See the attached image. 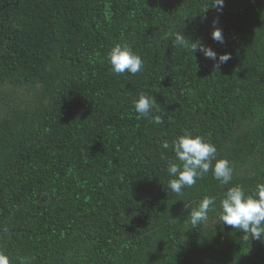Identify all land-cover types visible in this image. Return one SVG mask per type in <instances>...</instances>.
<instances>
[{
    "label": "trees",
    "instance_id": "16d2710c",
    "mask_svg": "<svg viewBox=\"0 0 264 264\" xmlns=\"http://www.w3.org/2000/svg\"><path fill=\"white\" fill-rule=\"evenodd\" d=\"M225 43L212 40L213 21ZM177 34L185 45L174 46ZM191 41L231 59L216 67ZM117 43L143 60L115 74ZM156 100L137 118L140 94ZM202 136L210 170L170 192L171 142ZM215 161H213V164ZM264 183V0H0V254L9 264H264V238L219 219L229 187ZM205 196L216 211L197 226Z\"/></svg>",
    "mask_w": 264,
    "mask_h": 264
},
{
    "label": "clouds",
    "instance_id": "9594fccd",
    "mask_svg": "<svg viewBox=\"0 0 264 264\" xmlns=\"http://www.w3.org/2000/svg\"><path fill=\"white\" fill-rule=\"evenodd\" d=\"M225 0H212V7L222 13ZM218 20L213 21L212 40L217 43H225L223 30L218 27ZM174 46L188 47L185 45L184 34H177L174 38ZM191 51L200 52L206 59L216 62V67L231 59L230 53L219 54L203 41H191ZM107 60L115 74L130 73L132 75L141 71L142 58L133 49L124 43L115 44L107 53ZM137 118H149L155 107L156 100L140 94L133 102ZM154 124H162L163 119L159 115L151 116ZM163 149L173 151L175 161H168L167 172L170 177L167 187L170 192L182 194L185 187L193 186L198 179L206 175L210 170L221 185H228L233 179V167L227 158H217V148L214 144L206 141L202 136L185 132L171 144L164 140ZM213 161L215 163L213 164ZM214 197L205 196L198 207L190 212V223L194 227L208 219L209 211H216ZM219 219L224 225L231 226L237 231L244 233L245 239L264 238V183H258L251 194H246L240 185L229 187L220 201ZM0 264H9L8 259L0 254ZM23 264V262H22Z\"/></svg>",
    "mask_w": 264,
    "mask_h": 264
}]
</instances>
